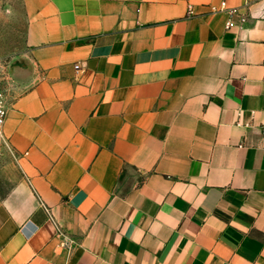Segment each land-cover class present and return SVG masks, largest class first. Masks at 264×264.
Masks as SVG:
<instances>
[{
  "label": "crops",
  "instance_id": "crops-1",
  "mask_svg": "<svg viewBox=\"0 0 264 264\" xmlns=\"http://www.w3.org/2000/svg\"><path fill=\"white\" fill-rule=\"evenodd\" d=\"M17 2L0 264H264V0Z\"/></svg>",
  "mask_w": 264,
  "mask_h": 264
},
{
  "label": "rangeland",
  "instance_id": "rangeland-1",
  "mask_svg": "<svg viewBox=\"0 0 264 264\" xmlns=\"http://www.w3.org/2000/svg\"><path fill=\"white\" fill-rule=\"evenodd\" d=\"M17 3V0H0V58L3 65L25 49L23 18L14 8ZM2 148L0 141V157Z\"/></svg>",
  "mask_w": 264,
  "mask_h": 264
},
{
  "label": "built area",
  "instance_id": "built-area-1",
  "mask_svg": "<svg viewBox=\"0 0 264 264\" xmlns=\"http://www.w3.org/2000/svg\"><path fill=\"white\" fill-rule=\"evenodd\" d=\"M223 9H225V3H223L222 5ZM189 13L191 14L192 12L189 11ZM229 14L231 17H233L234 15L238 14V10L237 9H230L229 10ZM234 26V23L232 21V18L229 20V22L227 23V28L230 29L231 27ZM5 64L3 65V61L0 58V139L3 137V129L5 126V123L7 121V117H8V88L7 86H5V84L3 83L4 81V75H5ZM5 80L6 76H5ZM7 84V82H6Z\"/></svg>",
  "mask_w": 264,
  "mask_h": 264
}]
</instances>
